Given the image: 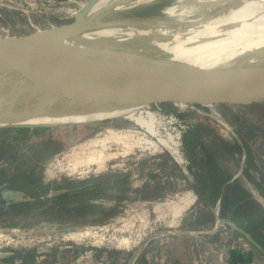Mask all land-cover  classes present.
I'll return each mask as SVG.
<instances>
[{
  "label": "water",
  "instance_id": "95a60500",
  "mask_svg": "<svg viewBox=\"0 0 264 264\" xmlns=\"http://www.w3.org/2000/svg\"><path fill=\"white\" fill-rule=\"evenodd\" d=\"M98 1L86 0L69 22L26 33L0 32V128L29 130L88 125L114 117L67 119L141 107L151 112L155 121L172 126V132L182 135L199 129L193 132L203 140L241 143L248 137V131H264L253 127L250 117L243 114L245 110L264 107V59L232 73H220L215 69H198L190 64L192 58L175 57L170 50L172 45L174 49L190 48L207 42L239 25V22L221 23L219 19L244 0H187L204 9V15L171 21L179 26L153 59L126 68L117 62L108 66L98 58L133 54L141 44L98 32L134 27L149 30L145 23L151 21L129 12L154 0H112L96 6ZM61 50L69 55L68 66L56 68L54 56ZM162 105L175 110H164ZM204 122L213 126L212 131H204ZM238 128L246 131L242 134ZM253 136L261 138L257 133ZM32 200L24 191L0 184V207ZM218 204L219 199L215 214ZM221 226L241 235L264 255L263 245L233 220L216 216L210 233ZM204 233L207 232L183 228L160 231L150 237Z\"/></svg>",
  "mask_w": 264,
  "mask_h": 264
},
{
  "label": "rangeland",
  "instance_id": "374dc122",
  "mask_svg": "<svg viewBox=\"0 0 264 264\" xmlns=\"http://www.w3.org/2000/svg\"><path fill=\"white\" fill-rule=\"evenodd\" d=\"M85 1L0 0V32L8 30L15 34L26 33L34 31L36 28L43 29L69 22L73 19L69 11L77 9ZM110 1L112 0H101L100 4ZM129 13H132L130 14L132 16H142L147 21H177L178 19H194L204 15L205 10L187 0H154L142 3ZM134 29L137 33L133 32ZM134 29L115 30L106 35L132 44L140 45L146 42L145 35L149 30L145 27H134ZM134 34H138V36L134 38ZM101 35L105 34L101 33ZM161 108L167 111L175 110L171 106L162 105ZM149 110L155 112L152 106H149ZM178 110L182 109L178 108ZM243 114L250 117L249 123L253 127L264 130V107H254L245 110ZM156 123H154V127L158 131V137L151 136L135 122L118 116L88 125L0 131V152L2 153L0 156V184H7L10 180L21 183L38 178L54 187L75 184L93 177L102 179L105 177L107 183V187L101 193V198L93 199L91 195L90 197L88 195L80 196L73 201L68 200L63 206L52 211L46 209L52 203V201L45 202L46 198L41 203L24 208H3V213L0 214V251L11 250L17 253L22 250L34 249L36 256L37 248L53 249L54 252L49 254L45 261L46 264H69L73 260V253L63 250L62 247L70 242L92 241L100 244V241L103 240L109 245H116L120 237H128V239L122 238L121 243L123 242L124 246L126 245L124 243H128L125 253L130 256L141 247L147 237L150 238L148 239L150 243L158 242L166 239L165 236L152 238L150 236L160 231L187 227L191 219L189 215L196 216L202 211V208L204 209L196 198L186 211H182L183 214L180 218L178 216L182 212L178 216H173L175 207L180 203L179 200L188 193L180 196L177 201L168 203L172 209V215L167 209L168 206L164 204L159 206L162 212L158 213L154 210L156 202L164 203L167 200H175L182 192L191 190L188 180L192 179L188 167H186L187 173H184L177 163L174 162V167L172 166L173 147L169 148L157 140V138L165 139L167 135L175 134L172 132L174 131L173 127L161 121ZM207 124L203 123L204 131H212L211 127L213 126L210 123L209 126ZM238 129L242 134L243 131H246ZM131 135L133 137L142 136L149 142L143 146H137L134 139L128 138L132 137ZM117 136H120L122 140L118 141ZM126 138H128L129 144L125 146L123 141ZM226 142L232 141L227 140ZM259 143H261V138L256 137L253 142H250V147L256 153H260L261 159H264V145L261 146ZM186 149L183 144L179 150L183 157H186ZM102 151L104 154H109L108 157H110L104 167L99 169L96 162L91 160L87 161L88 165L84 159L82 164L80 163L81 156L84 155L82 158H87L92 152L98 155ZM73 161L77 162L76 165L73 164ZM156 168L159 169V176L170 171L175 179L174 182L170 181L171 187L166 189L160 198L142 200L137 198L135 192L125 189V185L132 188L140 187L141 180ZM236 168L238 166L233 165V169ZM181 174L186 176L184 182H182ZM238 177L251 195L256 197L264 207V193L258 188L256 189L249 181V177L241 170ZM113 181L116 184H112ZM64 190L60 187L49 192H56L52 195H57ZM48 194L46 197H50ZM212 209L214 212V208ZM213 226L214 223L209 222L192 229L209 231L213 229ZM201 237H204L206 241H217V235L208 238L204 233V236ZM58 249L60 251L55 254V250ZM251 250L256 255L264 257L252 246ZM15 261L16 264H23L19 257H13L12 264ZM29 264H34V258Z\"/></svg>",
  "mask_w": 264,
  "mask_h": 264
},
{
  "label": "trees",
  "instance_id": "16d2710c",
  "mask_svg": "<svg viewBox=\"0 0 264 264\" xmlns=\"http://www.w3.org/2000/svg\"><path fill=\"white\" fill-rule=\"evenodd\" d=\"M38 129L40 128L30 130ZM3 130L10 129L0 128V131ZM193 131H199V129L188 130V132L181 135L182 146L184 144L187 148L186 157L189 160L186 167H188L192 178L188 180L189 187L197 194V201L203 205L204 209H208L203 211L204 209L202 208V211L196 216H191L190 214L191 219L189 220L188 226L184 228L192 229L209 222L214 223L217 215L218 217L233 220L243 226L264 247V207L251 195L244 184L239 181V177L233 178V165L236 164L239 166L242 151L245 150L244 166L241 172L246 174L255 183V178L248 172V169L252 168L260 173V181L264 183V177L262 175L264 173V159H261L260 153H256L250 147V142L255 140L253 135L256 133L261 135V143L259 145H264V131H248V137L243 139L241 143L237 141L226 142L220 139L206 142ZM247 144L249 145L248 147ZM1 154L0 152V156ZM181 175L182 179H185L184 177L186 176ZM150 176L154 178L159 177L156 174H150ZM112 184H116V182L113 181ZM170 184V181L161 182V180H156L152 184L143 183L140 187L136 188L125 185V189L135 192L139 199L151 200L164 195L165 190L171 187ZM6 185L7 187L24 191L33 200L7 207H0V214L3 213V208H24L41 203L44 201V198H46L45 202L52 201L46 207L47 210L52 211L55 208L63 206L68 200L73 201L80 196L88 195L90 197L91 195L93 199L101 198V193L107 187L105 177L103 179L101 177H93L90 180H84L75 184L54 186L53 188L38 178L21 183L10 180ZM257 185L260 186L261 184L257 182ZM60 187L65 190L57 195L46 197L50 190H56ZM219 195H221V198L219 199L217 214L215 215L212 208L215 207ZM215 235L217 234H206L205 236L209 238ZM51 252L53 251H50L49 254ZM13 257H19L22 259L23 264H29L35 257L34 249L22 250L17 253L14 252L11 259ZM106 264L118 263L109 260Z\"/></svg>",
  "mask_w": 264,
  "mask_h": 264
},
{
  "label": "bare ground",
  "instance_id": "6f19581e",
  "mask_svg": "<svg viewBox=\"0 0 264 264\" xmlns=\"http://www.w3.org/2000/svg\"><path fill=\"white\" fill-rule=\"evenodd\" d=\"M100 1L101 0L98 1L96 6L104 4H100ZM219 20L221 23L239 22L240 24L222 31L221 34H216L207 42L197 44L190 48L174 49V45L170 46V50L173 51L175 57H185L188 59L192 58L189 62L194 67L198 69H215L216 71H220V73H232L233 71L239 70L253 61H262L264 59V0H244L241 5H239L235 9H232L228 14H226V16L220 18ZM177 21L183 20L178 19ZM173 23L174 22H171L170 20H156L147 22L145 23L149 29V32L146 34L147 40L146 42L141 44V46L137 51H135V53L98 59L103 61L108 66L116 62L120 63L123 68H126L127 66L134 67L136 65L146 63L153 59L158 50L164 47L170 37L175 34L177 30L176 28L179 25H175ZM113 31L115 30L108 29L99 31L98 33L101 32L102 34L106 35L113 33ZM54 60L56 68H64L68 66L69 55L68 53H65L63 50H61L60 52L55 54ZM117 116L125 117L130 121L135 122V124L143 127L145 129L144 131L148 132L151 136L158 135V131L154 127V123L156 122L153 114L147 110H143L141 107L106 114H96L87 117H76L67 120L88 121L93 119H101L104 117L111 118ZM158 122L156 124H158ZM132 137L128 138L134 139L137 146H143V144L149 142H147V140H145L142 136ZM128 138L123 141L125 146L129 144ZM160 138H157L159 142L169 148L170 146H172L175 152L176 149L174 146L176 145V140H173L174 138L171 137V135H167V138L165 139ZM116 139L118 141L122 140L120 136H117ZM95 154L96 153L93 154L92 152L91 155L89 154V156H87V158H82L84 155L80 157V155L78 154L81 159L80 163L82 164L83 159L86 164L87 161L89 162L91 160L96 162L99 169L104 167L107 163L108 158H110L108 157L109 154H104L103 151L99 152L98 155ZM75 163L77 162L73 161V164ZM183 194L185 195L182 196ZM180 196H182L181 200H179L180 203L175 207L173 213V216H178L183 210L186 211L189 206L195 201V195L191 190L182 192L177 196V199L175 200H167L164 203L156 202L154 204V210L158 213L162 212L159 206L164 204L168 206L167 209L170 210V215H172V209L168 203L177 201ZM183 212L178 216L179 218L181 217ZM168 225L170 226V224ZM123 238L128 239V237ZM124 244H126L125 246H128V243Z\"/></svg>",
  "mask_w": 264,
  "mask_h": 264
},
{
  "label": "built area",
  "instance_id": "2783aa9c",
  "mask_svg": "<svg viewBox=\"0 0 264 264\" xmlns=\"http://www.w3.org/2000/svg\"><path fill=\"white\" fill-rule=\"evenodd\" d=\"M82 4H80V6ZM77 9L70 10V16H74ZM171 137L176 139V145L174 146L176 150L174 152V149L172 148L173 152H171V163L173 164L172 166L174 167V162L177 163L182 172L185 173L188 160L186 157H183L182 153L179 151L182 146L181 135L175 133ZM158 171V168L153 169L147 176H145L141 180V183L152 184L156 180H161V182H174L175 179L172 175V172L168 171L164 175H160V177ZM150 174H156L159 177L154 178L150 176ZM182 180V182H184V179ZM206 232L207 233L205 234L216 233L217 241L210 242L206 241L204 238L201 240H197L200 235L202 236V234L188 236L196 239L194 240V244L191 247L193 264H229L230 254L232 251L238 250L241 252H246L251 250V245L241 235H239L232 229L227 228L226 226H221L214 233H210L211 230ZM169 237L170 239H167ZM180 237L184 236H165L164 238L166 239L159 240L158 242L156 241L153 243H150L148 240L150 238L147 237V239L142 243L141 247L137 249L136 252H133V254H131L130 256L125 253L127 247L122 245L123 243H121L123 237H120V239L118 240V244L116 245H109L103 240L100 241V244L94 243L92 241H80L79 243L70 242L67 245H64V247L62 248L67 252L73 253V260L69 264H106L109 261L110 256H112L113 254H117V261L119 263L125 262L126 264H170L167 256V246L174 238ZM37 249L38 254L34 257V264H46L45 261L49 257V252H54V250L40 248ZM59 251L60 249L55 250V254H57ZM19 262H21V260H19ZM14 264H16V261L14 262Z\"/></svg>",
  "mask_w": 264,
  "mask_h": 264
},
{
  "label": "crops",
  "instance_id": "0c3cea01",
  "mask_svg": "<svg viewBox=\"0 0 264 264\" xmlns=\"http://www.w3.org/2000/svg\"><path fill=\"white\" fill-rule=\"evenodd\" d=\"M205 141L208 142L210 140H205ZM244 157H245V150L242 151L240 165L238 166V168L234 169L233 178L238 177L240 170L243 169ZM231 167H232V165H231ZM248 172L250 175H252L255 178L254 179L255 183L249 179V181L252 183V185L256 189L258 188V190H260L262 193H264V183L263 182L261 183V181H260V178H259L260 173L257 172L256 170H253L252 168H249ZM262 175L264 177V173ZM257 182L260 183L261 185L258 186ZM192 192L194 193L195 199H196L197 194L193 190H192ZM220 198H221V195H219L217 197V200ZM254 198L257 200L256 197H254ZM202 236H204V235H202ZM199 238L197 240H201L204 237H201V235H200ZM194 240H196V239H194L193 237H188V236H184V237H180V238H174L167 246V256H168V259L170 261V264H193L192 263L193 255L191 252V247L194 244ZM13 254H14V251H11V250L0 251V264H12L11 256H13ZM109 260L116 261L118 264H126L125 262L119 263L117 261V254H113L112 256H110ZM229 264H264V257L256 255L255 252L252 250H249L246 252H241V251L235 250V251H232L230 254Z\"/></svg>",
  "mask_w": 264,
  "mask_h": 264
},
{
  "label": "flooded vegetation",
  "instance_id": "af4514ba",
  "mask_svg": "<svg viewBox=\"0 0 264 264\" xmlns=\"http://www.w3.org/2000/svg\"><path fill=\"white\" fill-rule=\"evenodd\" d=\"M50 187L53 188V186H50ZM51 188H50V189H51ZM62 192H63V191H62Z\"/></svg>",
  "mask_w": 264,
  "mask_h": 264
}]
</instances>
